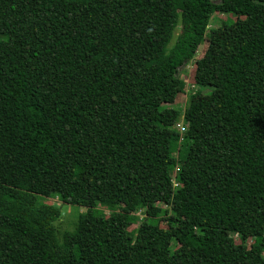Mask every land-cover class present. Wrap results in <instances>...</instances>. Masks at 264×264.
<instances>
[{"label":"trees","instance_id":"16d2710c","mask_svg":"<svg viewBox=\"0 0 264 264\" xmlns=\"http://www.w3.org/2000/svg\"><path fill=\"white\" fill-rule=\"evenodd\" d=\"M0 264H264V0H0Z\"/></svg>","mask_w":264,"mask_h":264},{"label":"rangeland","instance_id":"374dc122","mask_svg":"<svg viewBox=\"0 0 264 264\" xmlns=\"http://www.w3.org/2000/svg\"><path fill=\"white\" fill-rule=\"evenodd\" d=\"M215 3H219L220 0H212ZM242 17L234 16V15H227V14H215L213 18L211 19V22L208 27V33L205 38L204 43H202L198 49V52L195 56V58L180 68L179 70V76L180 78L185 82L186 87L184 92L178 96L176 99V102L173 107L177 109V112L179 114V119L176 123V126L172 128L173 131V138H172V144H171V164H176L177 159L179 156V153L181 151V142L183 139V135L186 130V123H185V114L192 109L194 113L198 112V109L200 105L205 103L210 98V91L209 90H203L200 89L196 85L195 81V61L200 59L204 52L206 51L208 47V37L210 35L218 36L219 38H225L227 36H230L232 34V28L231 23L233 21L241 20ZM180 29L177 30L176 35L178 34ZM171 180L175 184H179V177H178V168L175 166L171 169ZM39 202L43 203H50L52 205L57 206L61 211V216L55 221L54 225L57 229V237L59 240H61V235L64 232H72L74 230L75 224L78 221V218L80 215L87 213L88 208L82 207V206H76L71 204H66L61 201L59 196H52L50 198H43L38 197ZM96 213H99L101 215H104L106 218L110 217V215L113 213L112 210L103 207L98 206L95 208ZM136 219L135 224L131 227V230H137L140 222L145 217L144 212L138 213L134 216ZM160 224L163 228H167L169 222L167 220L159 219ZM238 239V236H236ZM255 240V236H250L249 238V245H251Z\"/></svg>","mask_w":264,"mask_h":264}]
</instances>
